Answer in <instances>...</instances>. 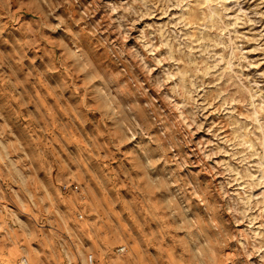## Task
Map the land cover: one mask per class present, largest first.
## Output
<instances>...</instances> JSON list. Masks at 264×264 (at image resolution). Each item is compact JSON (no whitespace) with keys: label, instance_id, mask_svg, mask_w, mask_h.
<instances>
[{"label":"rangeland","instance_id":"1","mask_svg":"<svg viewBox=\"0 0 264 264\" xmlns=\"http://www.w3.org/2000/svg\"><path fill=\"white\" fill-rule=\"evenodd\" d=\"M23 256L264 264V0H0V264Z\"/></svg>","mask_w":264,"mask_h":264},{"label":"built area","instance_id":"2","mask_svg":"<svg viewBox=\"0 0 264 264\" xmlns=\"http://www.w3.org/2000/svg\"><path fill=\"white\" fill-rule=\"evenodd\" d=\"M123 249L125 248L124 247L120 248V250H123ZM87 258H88L89 263H93V260H94L93 254H89ZM20 262L21 264H28V260L25 256L21 258Z\"/></svg>","mask_w":264,"mask_h":264}]
</instances>
